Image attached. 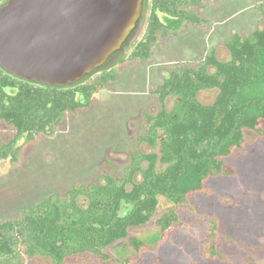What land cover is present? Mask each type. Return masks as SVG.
I'll list each match as a JSON object with an SVG mask.
<instances>
[{"label": "trees", "instance_id": "trees-1", "mask_svg": "<svg viewBox=\"0 0 264 264\" xmlns=\"http://www.w3.org/2000/svg\"><path fill=\"white\" fill-rule=\"evenodd\" d=\"M206 1L151 0L139 42L94 81L65 87L22 81L11 83L16 88L8 92L0 89V159L17 160L22 139L29 142L36 134L64 129L66 113L89 105L95 94L114 83L123 65L149 63L158 41L176 33L160 14L201 24ZM223 44L229 53L225 60L218 59L213 48L207 55L201 52L193 65L175 64L150 91L159 110L142 111L121 175H114L105 167L111 162L104 161L88 182L70 184L16 217L0 219V259L8 257L0 264H74L80 257H95L101 264L119 259L121 264H148L147 245L131 231L149 223L161 198L171 204L156 220L165 236L187 219L186 212L197 213L194 196L201 194L206 179L221 172L225 154L241 147L243 129L258 130L264 119V93L253 91L264 84V22L248 33H232ZM6 77L1 75L8 86ZM214 88L218 92L213 102H200L198 93ZM169 95L176 99L170 112L165 105ZM159 129L165 132L169 163L158 171L157 155L142 152L140 146L155 148ZM137 175L140 180L135 181ZM109 247L115 258L108 254Z\"/></svg>", "mask_w": 264, "mask_h": 264}, {"label": "rangeland", "instance_id": "rangeland-1", "mask_svg": "<svg viewBox=\"0 0 264 264\" xmlns=\"http://www.w3.org/2000/svg\"><path fill=\"white\" fill-rule=\"evenodd\" d=\"M146 12L136 44L145 31L150 8ZM159 16L176 33L158 41L149 63L123 65L117 70V78L108 89L95 94L90 104L81 111L66 113L64 129L60 127L51 134H36L29 142L22 139L18 142L22 147L17 160L0 159V219L16 217L25 207L70 184L88 182L104 161L111 162L105 167L114 175H121V169L128 162L126 153L134 146L133 135L139 129L142 111L155 114L159 110L150 91L168 76L175 64L193 65L201 52L207 55L213 48L218 59L225 60L229 55L223 44L226 37L234 32L248 33L263 27L264 0L206 1L202 11L204 21L201 24L180 23L175 18L162 14ZM100 74L96 72L86 82L94 81ZM0 80L3 85L0 89L10 91L4 80ZM253 91L264 93V84L254 87ZM217 92L216 88L202 90L197 98L209 104ZM165 105L169 112L174 111L175 96L169 95ZM243 135L241 147L231 149L223 156L221 172L206 179L204 187L200 189L201 194L194 196L197 213L186 212L187 222L185 220V224L181 222L174 227L171 237L173 241H170L172 248L178 242L189 246L190 243L186 241L194 239L191 245L196 246L200 259L205 261L210 246L224 241L225 235H238L241 240L256 236L257 241L264 242V236L259 237L264 235V120H261L258 130L243 129ZM140 149L144 153L154 152L157 155L158 171L168 165L169 153L162 129L158 130L155 148L143 143ZM138 180L139 175L135 181ZM79 202L84 204V199L80 198ZM167 208H171L170 202L161 198L149 223L130 233L147 245L149 250L145 254L149 256L144 261L148 264H181L184 260L180 258L178 247L173 251L167 247L168 254L163 242L159 244L162 235L156 220ZM209 218H214L217 229L212 237L202 238L201 234L209 231ZM174 241L176 244L172 243ZM107 252L114 254L111 247L107 248ZM227 253L229 257H239L241 263H246V258L236 247L227 250ZM0 260L6 262L8 257L3 255ZM74 264L101 262L95 257H80ZM187 264L196 263L187 257Z\"/></svg>", "mask_w": 264, "mask_h": 264}, {"label": "water", "instance_id": "water-1", "mask_svg": "<svg viewBox=\"0 0 264 264\" xmlns=\"http://www.w3.org/2000/svg\"><path fill=\"white\" fill-rule=\"evenodd\" d=\"M150 7L151 0H3L0 70L49 87L86 81L128 56Z\"/></svg>", "mask_w": 264, "mask_h": 264}, {"label": "flooded vegetation", "instance_id": "flooded-vegetation-1", "mask_svg": "<svg viewBox=\"0 0 264 264\" xmlns=\"http://www.w3.org/2000/svg\"><path fill=\"white\" fill-rule=\"evenodd\" d=\"M0 72H1L0 79H1L2 74L7 76L5 80L9 83L8 86H6V87H8V89H12L11 87H15L23 81V80L17 79L15 77H12V76L4 73L2 70H0ZM11 83H13L15 86H12ZM143 111H145V110H143ZM262 120H264V119H262ZM260 124H261V122H260ZM133 140H134V135H133ZM129 150H130V148H129ZM128 151L126 154L128 155V160H129V154H128L129 152ZM182 223L185 224V221L183 220ZM208 224L210 225V228H208L209 231L208 232L205 231L203 234H201L202 238L212 237L214 235L215 230L217 229L214 218H209ZM172 232H170L166 236H165V234H161L162 237H160L159 239H161V238L165 239L167 237L166 240L163 242L164 243L163 246L165 247V250H167L168 254H169V250L167 249V247H171L170 248L171 251H173L172 249H175V247H178V253L181 254L180 258H184V260L181 261V264H187V257H190L191 260L194 261V263H196V264H202V262H203V264H206L208 262L219 263V264H264V242L261 243V242L257 241L258 238L256 239V236H252L249 239L246 238V240L242 238V240H241V237H239L238 235H236V236L235 235H233V236L225 235L224 241L215 242L213 245L210 246L208 259L205 261H202L200 259V254L198 253V249L195 248L196 246H192L194 244L192 242V241H194V239H191V241L190 240L186 241L187 243H190V244H188L189 246H186V245L184 246L183 242H178L176 244L174 241L172 243H175L176 245L172 248L171 243H170V241H173L171 239ZM261 236H264V235H260L259 237H261ZM165 243H167V244H165ZM157 245H159V244H157ZM233 247H236V249L242 253L241 255L244 258H246L245 259L246 263H241L242 259H239V257H237L236 259L229 257L227 250H230ZM232 252H234V249L232 250ZM232 254H236V253H232ZM170 255L173 257L175 256L174 254H170ZM219 256H220V258H219ZM113 258H115V255H113ZM199 260H201V261L199 262ZM117 262L121 264L122 259H119V261L113 262V264L117 263Z\"/></svg>", "mask_w": 264, "mask_h": 264}]
</instances>
